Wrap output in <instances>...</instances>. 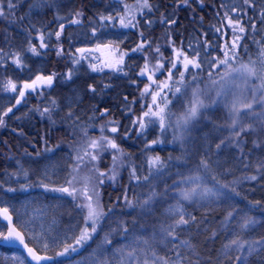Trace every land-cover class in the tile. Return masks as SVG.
I'll use <instances>...</instances> for the list:
<instances>
[{
  "label": "trees",
  "instance_id": "16d2710c",
  "mask_svg": "<svg viewBox=\"0 0 264 264\" xmlns=\"http://www.w3.org/2000/svg\"><path fill=\"white\" fill-rule=\"evenodd\" d=\"M0 3L5 5L4 15L0 16V53L3 54L0 73L4 78V89L9 88L11 92L9 81L13 76H10V73H20V66L26 65L28 58L35 62L45 61L47 72L55 73L53 82H56V85L68 84L65 87L69 88L74 84L84 85L81 82L83 81L89 82L94 89V91L90 90L86 86L90 91L86 92L82 103L68 108L70 114L59 107L56 99L52 101L49 99L51 92L54 91H51L52 87L47 88L46 85L37 86L35 90H27L23 99L20 98L21 104L11 112H7V115L0 111V120H2L0 174H7L5 179L0 175V188L5 193L9 191L8 188L21 185L30 188V191L32 188H40L48 194L54 193L57 185L51 186L43 178L38 177L37 172L31 174L27 165H31L38 152L42 153L41 161H43L42 157L47 156L50 148L56 150L61 147L70 152L71 158L58 188L63 183L71 192L74 188L73 184L75 182L77 184L78 179L87 174L83 169L87 163L83 162L79 167L75 162L77 151L89 145L85 135L92 134L97 129H105L104 132H109L107 129L118 127L119 132L111 134L121 144L123 162L119 171L123 183L119 189L109 186L117 189L113 191V196L120 193L122 194L120 198H136L140 183L144 184L156 171V166L151 164V160L161 157L160 169H162L174 155L173 146H176L180 140L174 137L173 133L177 119L186 114L179 115L173 112L172 100L179 94L189 93L192 84L200 82L202 78L219 76L226 71V66H212L213 60L217 62L227 60L232 68L249 65L255 69V76L264 86V0H248L247 3L244 0H164L162 3L159 0H147L151 5L150 9L141 8L144 0H12L15 5L13 9L6 7L7 0H0ZM77 13L79 15H76ZM201 14L203 17H200ZM102 16H111L113 19L101 20ZM118 17L124 18L125 23L129 21L131 23L124 27ZM229 18L233 21L231 25L227 22ZM165 21H175V23ZM103 23H106L112 31L128 33V39L122 43L96 44L95 42L102 35ZM109 23L117 25L119 29L110 27ZM61 25H63L62 31ZM240 26L245 28L243 33L239 32ZM218 29L220 31H217ZM56 32H60L59 37L55 35ZM41 34L47 47H40ZM18 35L30 37L24 50L18 47L20 38ZM144 41L147 42L145 47L138 49V45ZM84 43L86 45H82ZM148 43L150 47L147 46ZM189 45L192 47L189 48ZM32 46L36 47V53L28 50ZM157 47L163 59L155 53ZM60 48L63 49L62 52ZM78 49H85L83 52L85 58L80 61L84 65L81 67L79 62H75L77 61L75 56L79 55ZM134 49L138 50L134 51ZM174 49L183 50L178 61H175ZM184 53L189 59H197L201 67L197 69L190 65L185 70ZM195 53L199 55L196 56ZM224 53L227 55L225 56ZM16 54L21 57L19 66L13 62ZM85 59L89 60L87 65ZM170 61L176 62V68L171 67ZM117 64L119 69L116 68ZM146 64L148 71L141 75V70ZM158 64H162L163 67L156 70ZM69 72H71L70 78L67 75ZM181 72L184 73L183 80L180 78ZM149 76L151 79L148 78ZM123 79L127 84L133 83L129 84L132 89L124 94L115 95V85ZM15 85L16 90L22 89L21 82L17 81ZM149 85H151L149 93H159L155 105L152 104L150 94L142 95L145 87ZM177 88L180 89L179 92H176ZM48 99L50 102L47 103ZM149 105L152 106L153 111H156L158 106L165 108L163 128L160 127L158 120L149 123L148 118L144 120L146 124L144 130L133 125V121L141 117ZM187 106L188 109L192 106L191 101ZM45 109H48L49 117H44L40 113V110ZM105 109L108 110L107 114L101 116ZM88 114L92 117L87 118ZM60 115H63L67 122L64 125L50 127L57 122V117ZM170 119H172L171 124L168 123ZM62 131L63 136L61 135L60 138ZM64 140L66 143L61 142ZM153 141L156 143H152ZM159 142L163 145L158 146ZM82 156H84L83 150H81ZM103 161L105 162L101 170L108 167L106 160ZM86 169L89 171V178L91 173L95 172L94 169L100 172L96 165ZM203 169L207 176H212L208 163L204 162ZM77 172H79L77 177H71ZM103 177L100 176L101 179ZM44 185L49 187L44 189ZM234 193L243 201L252 204L256 210L264 211V202L246 198L238 190ZM108 194V190L103 191L102 200L105 207L114 199H108ZM64 196L71 199L69 202L73 207H78L73 193ZM122 208L125 212L139 211L137 206L129 209L123 205ZM134 221L135 219L132 221L129 218L128 227L134 224ZM1 249L11 250L4 247ZM56 257L57 262L60 259ZM262 257H264V246L252 252L246 264H255Z\"/></svg>",
  "mask_w": 264,
  "mask_h": 264
},
{
  "label": "rangeland",
  "instance_id": "374dc122",
  "mask_svg": "<svg viewBox=\"0 0 264 264\" xmlns=\"http://www.w3.org/2000/svg\"><path fill=\"white\" fill-rule=\"evenodd\" d=\"M102 26V35L96 44L122 43L129 37L126 32L112 31L106 23ZM109 26L119 29L115 24L109 23ZM18 40L19 49L24 50L30 37L20 35ZM75 58L79 62V67L84 65L80 63L85 58L83 53L79 52ZM30 60L32 59L28 58L26 64ZM85 60L87 65L89 60ZM20 68L21 72L16 73L11 81L15 83L19 81L22 86L25 82L31 83L37 75H52L47 72L45 61H38L31 66L24 64ZM116 68L119 69V64ZM224 73L202 78L200 82L192 84L189 93L179 94L172 100L173 112L179 115L187 114V104L191 101L193 105L192 94L198 88L201 90L199 99L204 107L197 106V116L187 126L177 124L173 135L177 139L181 136V139L179 145L174 148L176 156L171 157L162 169L160 157L154 174L144 184L140 183L138 186L139 193L136 194V198H120L122 195L120 193L113 196V191L121 188L123 183L119 171L123 162L120 155L121 144L111 133L104 131L101 133L102 130L97 129L92 134L85 135L88 138L87 143L107 137L109 140H115L120 152L106 149L103 153H97L98 160L94 165L89 162L88 156H82L83 162L87 163L83 168L87 174L78 179L79 186L76 182L73 184L76 188L73 193L75 198L79 196L82 198L77 204L78 207H73L71 199L64 196L68 193L59 191L66 187L63 183L58 188L71 158L70 152L62 147L56 150L50 148L47 156L42 157L43 161L42 153L38 152L31 165H27L31 174L39 171L38 177L43 178L51 186L57 185L54 193L48 194L40 188H32L30 191V188L27 189L23 185L8 188L7 193L0 188V206L8 207L14 212L19 227L28 238H35H29V241L43 252L44 244L48 245L47 253L55 254L62 251L65 244H73L75 238L79 237L85 228L88 229L91 239L82 243L77 251L58 256L60 260L53 264H241V261L237 260L239 256H243V264H246L251 254L247 252L248 245L253 244L255 250L264 246L257 244L264 242L262 233L264 213L237 197L234 191L238 190L246 198L264 202V86L257 76L241 73H232L231 80L224 83L221 80ZM53 80L55 81V76ZM212 81H217L215 87L212 86ZM81 82L84 85L79 82L80 85L77 83L79 86L74 84L69 88L65 87L68 84L56 85V82L51 86L46 85L47 88L52 87L51 91H54L51 92L49 99L52 101L61 97L63 104L68 108L79 105L86 97V92L93 88L89 82ZM3 83L4 78L0 73V111L5 113L8 108L13 110L21 104L20 101L17 105L16 100L20 99L18 93L22 89L11 94L13 90L10 92L9 88L4 89ZM221 83H224L223 88H220ZM129 84L133 83L127 84L125 79L119 81L115 85V95L130 91L132 87ZM217 92H220L219 96ZM49 99L47 103L50 102ZM233 105L239 109L238 116L233 114ZM69 110L67 109L68 114ZM40 113H44L42 114L44 117L50 116L48 112L42 110ZM234 118L238 121L236 125L232 124ZM65 119L60 115L56 124L53 123L50 127L64 125L67 122ZM168 123L171 124L172 119ZM62 134L63 131L60 138ZM61 142L66 143L65 140ZM162 145L163 143L159 142L158 146ZM81 150L83 153L91 151L83 146L77 151L78 156H81ZM113 157L119 158L115 167ZM103 160L108 164L105 170L100 169L105 162ZM204 162L210 165L212 171L210 177L205 174ZM95 165L104 173L103 179L97 171L91 173L89 178V171L86 168ZM78 174L79 172L71 177H77ZM193 176L200 177L198 185L185 182ZM252 176L256 179H251ZM192 187L195 188L197 195L190 200L184 199L180 195L181 190ZM105 190L109 192L108 199L114 198L106 207L102 200ZM153 192L156 196L149 202V206L142 207ZM88 196H92L93 204L98 205L104 213L96 223L95 233H91L92 221L87 220ZM121 205L129 209L138 207L137 221H134L132 227H128V221L124 216L125 209ZM237 210H240L238 215ZM229 213H232V216ZM181 214L189 221L188 224H176ZM245 221L248 222V226L241 228ZM21 224L28 227L22 228ZM5 230L6 226L0 219V233H5ZM165 230H168L170 235L165 234ZM105 238L109 242L106 243ZM239 244H243L244 248L238 250ZM0 264L29 263L20 250L12 248L7 251L0 248Z\"/></svg>",
  "mask_w": 264,
  "mask_h": 264
},
{
  "label": "snow or ice",
  "instance_id": "6c2138e0",
  "mask_svg": "<svg viewBox=\"0 0 264 264\" xmlns=\"http://www.w3.org/2000/svg\"><path fill=\"white\" fill-rule=\"evenodd\" d=\"M245 3L248 2V0H244ZM252 6V5H249ZM5 5L3 3H0V16L4 15V9ZM6 7L9 9H13L15 7V5L12 3V0H7V4ZM141 8H151V5H149L147 3V0H144L143 5H141ZM76 15H79V13H77ZM120 24L124 27L129 26V24L131 23V21H129L128 23H125L124 18L122 17H118ZM101 20H111L113 19V17L108 16V17H100ZM78 22V21H73ZM166 23H175V21H165ZM228 24L231 25L233 23V21L229 18L228 19ZM60 30H63V25L60 26ZM217 31H220L219 29ZM245 31V28L240 26L239 27V32L243 33ZM55 35L57 37H59L60 32H56ZM40 40V47L44 48L47 47V45L44 43V36L43 34L40 35L39 37ZM146 41L142 42L140 45H138V49H142L145 47L146 45ZM147 46H151L150 43L147 44ZM233 46H235V41H233ZM192 46L189 45V48H191ZM138 49H134V51L138 50ZM29 51H31L32 53H36L37 49L35 46L30 47V49H28ZM63 49H60V52H62ZM80 53H83L85 51V49H78L77 50ZM174 51L176 52V57H175V61H178L180 59L181 53L183 52L182 49H174ZM60 52H58V54H60ZM155 53L160 55L161 59H163L162 54H160V49L159 47H157L155 49ZM184 59H183V67L185 70H187L189 68V66L191 65L194 68L199 69L201 67V64L198 62L197 59H189L187 57V54L184 53ZM196 56L199 55V53H195ZM224 55L226 56L227 53H224ZM3 59V54L0 53V61H2ZM75 61V58H74ZM175 61H170L171 63V67L172 68H176V62ZM14 64L15 65H21V57L19 56V54L15 55V59H14ZM78 63V61H75ZM212 66H216V67H221V66H226V71L224 73V76L221 77V80L224 83H227L229 80H231V74L232 73H241V74H247V75H255V69L252 67H249V65H241L239 68H232L231 65L228 63L227 60H223L220 62H217L215 60H213L211 62ZM111 66V65H109ZM163 67L162 64H158L156 66V70H159V68ZM148 71V66L147 64L145 65V68L141 70V75H144L146 72ZM68 77L70 78L71 76V72H69ZM55 76V73H53L52 75L49 76H43V75H37L35 77L34 80L31 81V83L25 82L22 86V90L19 91L18 95L21 99H23V97L25 96V91L32 89L35 90L37 85H48L51 86V84L53 83V78ZM169 76H171V72H169ZM184 77V73L181 72L180 73V78L181 80H183ZM149 79H151V76L148 77ZM193 82H195V78H193ZM212 86L215 87L217 85V81H212ZM224 83L220 84V88L224 87ZM9 85L11 87V89L13 91L16 90V85L15 83L9 81ZM151 87V85L146 86L144 89V93H142V95L144 94H150L151 95V99H152V104L155 105L157 103V96L159 95V93H149V88ZM165 87H167V85H165ZM94 91V89H92ZM180 89L177 88L176 92H179ZM200 89H195L193 91V105L187 110V114L180 117L177 120V124L181 125V126H187L188 123L190 121H192L193 119L196 118L197 116V106H199L200 108L204 107L203 102L199 99V93H200ZM217 95H220V92H217ZM20 103V99L16 100V104L18 105ZM53 107H55V101L52 102ZM15 106V105H14ZM12 108H8L7 112H11ZM107 109L104 110L103 113H101V116L107 114ZM232 111L234 116H238L239 115V109L236 108L235 105L232 106ZM7 112L3 113L4 115H7ZM44 112H48V109H45ZM44 114V113H42ZM145 118H148L149 123L154 122V120H158L159 121V125L161 128L164 127L165 124V108L164 107H157L156 111H153L152 106L149 105L147 106V111H143L142 116L136 118V120L133 121V125L134 126H138V128L140 130H144L146 128V124L144 122ZM237 119H233L232 120V124L236 125L237 124ZM0 123H2V120H0ZM110 123H114V122H110ZM102 131H104L105 129H101ZM110 133H118L119 132V128L118 127H111L110 129H107ZM243 129H241L242 131ZM237 135H239V132H237ZM152 143H156V141H153ZM217 147H219V145H217ZM88 148L91 151H85L84 155L88 156L89 158V162L92 163L93 165L95 164V162L98 160V155L97 153H103L106 149H113V150H117L119 151L118 145L116 144L115 140H109L107 137H102L100 140H92L90 142V144L88 145ZM121 155H123V153H121ZM77 166H79L80 163L83 162V157L81 156H77L76 161ZM119 162V158L118 157H113V164L114 167L116 166V164ZM160 163V158L159 157H155L151 160V164L153 166H156ZM95 171H97V174L101 177L104 176V173L99 172L98 169H94ZM75 171V169H74ZM24 175H27V173H24ZM114 171H113V176L112 178L114 179ZM137 179H139V177H137ZM251 179L255 180L256 177L252 176ZM145 180H147V178H145ZM200 180L199 176H193V177H189L187 181L185 182H192L193 184L198 185V181ZM85 182H87V178H85ZM70 183V181H69ZM102 183V181H101ZM44 187H47V185H44ZM221 191L223 190L222 188L220 189ZM59 191L64 192V193H68V194H72L75 193L76 189L73 188L71 190V192L69 191V188L64 187L59 189ZM86 192V189L84 190ZM180 195L186 199V200H190L192 199V197L194 195H197L196 190L194 187L190 188V189H184L181 190ZM156 196V193H152L149 196V200L145 201L144 204L142 205V207H146L149 206V202L152 200V198ZM125 199H127L125 197ZM88 203L86 205L87 208V220L92 221V226H91V233H95L97 231V227H96V223L97 221L104 215V213L102 212V209L99 208L98 205H94L92 202V196H88L87 197ZM129 205H131V202H129ZM177 211H179V206H177ZM240 210H237V215L239 214ZM0 213L3 214L4 218L6 220H8L9 222L12 221V216L9 214V210L7 208H3L0 209ZM230 216H232V213H229ZM235 218V217H232ZM194 219V218H193ZM189 221L187 219L184 218V216L181 214L180 218L178 221H176L177 225H186L188 224ZM248 226V222L245 221L243 224H241V228H246ZM22 228H27L28 226L26 224H21ZM165 234L170 235V233L168 232V230H165ZM30 239H35L34 237H29ZM89 239H91V234L89 233L88 229L85 228L84 231L81 232V234L79 235V237L75 238L74 243L73 244H65L63 246L62 251L55 253L56 256H63L66 254H69L70 252H75L77 251V248L84 242L88 241ZM26 240V236L25 233L18 230L17 226L15 224H10L8 231L6 234L4 233H0V242H7L9 244L11 243H19L24 249H26V252L28 254V257H30L31 261L35 262V264H46L47 261H50L53 259L52 256H48V255H40L36 249L34 247H29L28 243L25 242ZM105 242H109L107 241V238H105ZM53 243L55 244V241H53ZM61 243L63 244V242L61 241ZM233 243H236L235 241H233ZM258 245H264V242H257ZM43 248L45 250V252L48 249V245L44 244ZM244 248L243 244H239L237 245V249L241 250ZM253 251H255V246L253 244H249L248 248H247V252L248 253H252ZM237 260L241 261V264H243V256H239L237 257Z\"/></svg>",
  "mask_w": 264,
  "mask_h": 264
},
{
  "label": "bare ground",
  "instance_id": "6f19581e",
  "mask_svg": "<svg viewBox=\"0 0 264 264\" xmlns=\"http://www.w3.org/2000/svg\"><path fill=\"white\" fill-rule=\"evenodd\" d=\"M161 3L162 2H164V0H159ZM200 17H203V14H201L200 15ZM18 36H20V35H18ZM83 41H81V43H82ZM38 62H35V61H30V62H28L26 65H32V64H37ZM8 73H9V71H8ZM14 75H16V73L15 72H12V73H10V76H14ZM9 76V75H8ZM56 102H57V104L59 105V107H61V108H63V109H65V110H67L68 109V107L66 106V105H64L63 104V99L61 98V97H57V99H56ZM90 117H92L91 116V114H88L87 115V118H90ZM84 118V117H83ZM84 120H86L85 118H84ZM176 156V154H174V155H172L171 157L172 158H174ZM39 173V171L37 172V174ZM6 176H7V174L6 173H3L2 175H1V177L3 178V179H5L6 178ZM82 198L79 196L78 198H76V201H75V203H80V200H81ZM259 212H262V213H264V211L263 210H258ZM124 216H125V218H126V220L128 221V219L130 218L132 221L135 219V221H137V218H136V212L135 211H132V210H129V212L127 211V212H124ZM129 224V223H128ZM135 224V223H134ZM134 224H132L130 227H132ZM40 253H42V254H47V255H51L52 253H47V252H43V251H41L40 249L38 250ZM252 254V253H251ZM251 254H249V256L251 255ZM248 256V257H249ZM255 264H264V257H262V258H260L258 261H256L255 262Z\"/></svg>",
  "mask_w": 264,
  "mask_h": 264
},
{
  "label": "water",
  "instance_id": "95a60500",
  "mask_svg": "<svg viewBox=\"0 0 264 264\" xmlns=\"http://www.w3.org/2000/svg\"><path fill=\"white\" fill-rule=\"evenodd\" d=\"M3 208H6V207H0V209H3ZM7 209H8V208H7ZM8 210H9V209H8ZM9 214L12 216V221H11V222H9L8 220H6V219L4 218V216H3V214L0 213V218H1V220L7 225L6 233H7V231H8V228H9L10 224H15V225H16L14 214H13L10 210H9ZM16 226H17V225H16ZM17 228H18V227H17ZM18 230L22 231V230L19 229V228H18ZM22 232H23V231H22ZM6 233H5V234H6ZM25 236H26V235H25ZM25 242L28 243L29 247H34L33 245L29 244V242H28V240H27V237H26ZM0 244L6 245V246H14V247H18V248L22 249L23 252L25 253L27 259H28L32 264H35V262L31 261L30 257H28V254H27V252H26V249H24L19 243H11V244H9V243H7V242H0ZM34 248H35V247H34ZM35 249H36V248H35ZM36 251H37L40 255H45V254L40 253L37 249H36ZM46 255H47V254H46ZM48 256H52L53 259L50 260V261H47L46 263L51 262V261H53V260L55 259V257H54L53 255H48Z\"/></svg>",
  "mask_w": 264,
  "mask_h": 264
}]
</instances>
